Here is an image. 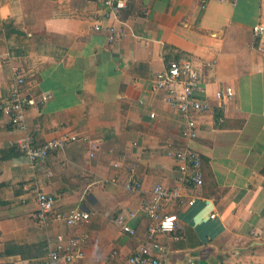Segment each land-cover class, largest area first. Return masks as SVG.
I'll list each match as a JSON object with an SVG mask.
<instances>
[{"label": "crops", "instance_id": "obj_1", "mask_svg": "<svg viewBox=\"0 0 264 264\" xmlns=\"http://www.w3.org/2000/svg\"><path fill=\"white\" fill-rule=\"evenodd\" d=\"M261 1L136 0L116 18L102 0H0V103L16 69L36 101L25 128L0 110V264H43L48 242L73 231L38 222L40 189L56 196V211L92 212L81 227L85 255L70 264H127L150 243L147 219L131 215L156 184L180 182L169 152L185 146L179 111L151 80L183 57L201 70L197 94L212 105L197 116L193 142L205 182L188 190L193 205L168 206L183 237H158L162 264H264V54L253 35ZM111 25L126 36L111 43ZM226 85L235 94L220 100ZM65 133L79 139L44 161L19 147ZM131 169L141 191L125 187Z\"/></svg>", "mask_w": 264, "mask_h": 264}, {"label": "built area", "instance_id": "obj_2", "mask_svg": "<svg viewBox=\"0 0 264 264\" xmlns=\"http://www.w3.org/2000/svg\"><path fill=\"white\" fill-rule=\"evenodd\" d=\"M102 1L108 10L106 16L114 15L118 18L121 11L127 9L136 0ZM143 12L147 14L145 9ZM253 35L260 51L264 54V0L261 1L260 20L253 27ZM125 36V28L116 25L109 27L108 39L111 43L118 42ZM25 78L24 72L16 69L11 93L0 103V110L8 113L11 123L20 128L26 126L28 108L36 104V101L25 88ZM202 83L201 70L188 57L168 61L152 77L151 88L154 91L163 92L166 103L177 109L183 120L181 134L185 140V146L169 152L177 161L183 176L180 182L174 186L156 184L150 195L143 201L139 211L132 213V217L140 214L147 219L150 243H144L133 251L127 264H162L161 253L164 247L158 237L169 235L177 241L183 237L180 232L178 215L170 211L168 206L173 203L180 206L193 205L197 197L190 194L188 190L197 189L203 186L205 182L202 173V158L200 152L193 146L198 133L197 116L212 108L207 100H203L197 94L202 89ZM234 94V88L231 85H226L217 91L216 96L218 99L224 100L233 97ZM49 96V94H45L43 100L48 99ZM223 121V117L220 116L218 122L222 123ZM78 139L76 134L65 133L48 139L40 145H35L32 139L27 138L19 142V147L31 161L37 162L44 161L52 151L63 149ZM109 181L107 180V182ZM111 181H116V179H111ZM125 187L130 192H138L143 188V181L134 169H131ZM37 205L38 208L34 216L38 222L46 225L51 220H59L73 229L71 233H59L54 241L48 242V256L43 264H70L77 258L84 256L90 235L81 227L91 219L92 212L81 207L65 212L56 211V196L41 189L37 190ZM122 227L130 234L136 233L135 227L128 224H123Z\"/></svg>", "mask_w": 264, "mask_h": 264}, {"label": "trees", "instance_id": "obj_3", "mask_svg": "<svg viewBox=\"0 0 264 264\" xmlns=\"http://www.w3.org/2000/svg\"><path fill=\"white\" fill-rule=\"evenodd\" d=\"M219 117H220V116L217 114V115H216V121H217V122H218V118H219Z\"/></svg>", "mask_w": 264, "mask_h": 264}]
</instances>
